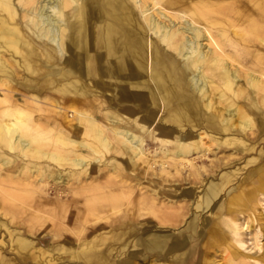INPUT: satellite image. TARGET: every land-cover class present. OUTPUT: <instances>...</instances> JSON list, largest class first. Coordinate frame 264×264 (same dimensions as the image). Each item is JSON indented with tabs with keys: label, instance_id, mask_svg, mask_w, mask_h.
<instances>
[{
	"label": "bare ground",
	"instance_id": "6f19581e",
	"mask_svg": "<svg viewBox=\"0 0 264 264\" xmlns=\"http://www.w3.org/2000/svg\"><path fill=\"white\" fill-rule=\"evenodd\" d=\"M19 158L58 222L94 192L117 240L143 212L134 264H264V0H0V167ZM39 237L18 249L51 250ZM107 240L71 259L105 258Z\"/></svg>",
	"mask_w": 264,
	"mask_h": 264
},
{
	"label": "rangeland",
	"instance_id": "374dc122",
	"mask_svg": "<svg viewBox=\"0 0 264 264\" xmlns=\"http://www.w3.org/2000/svg\"><path fill=\"white\" fill-rule=\"evenodd\" d=\"M77 29H78V27H77ZM231 52H233L232 49H231ZM239 53L241 54V56H240L241 58L247 56V52H239ZM103 68H105V67L102 66V69ZM15 93L17 95V96L15 95L16 98L21 97L22 99H26V97H27L19 89L17 90V88H16ZM16 98H14V100H16ZM78 135H79V133L76 136L78 137ZM80 138H82V136ZM47 145H48L47 142L46 143L42 142L40 144V147L41 148H47ZM145 148H149L150 155H151V154H153V150L155 149V146L149 144V145H146ZM4 152L6 153L7 149H5ZM150 155H149V157H150ZM106 156L108 158V162L111 161V154H107ZM17 161L18 162L13 164V165L11 164L7 167H0V260L5 258L4 260L9 261L10 264H100V261H97L95 259L89 260V261H83V260H85L84 255H82L83 259L81 258L78 261L71 259L70 251L68 248L70 247V249H76L79 251H81V249H82V251H84V249H86L85 246H87L86 242H88V241H86L87 239L85 240V238H83V234H79V232H80V231L78 232L79 229H76L77 233L73 234V237L68 236V233L71 232V227L68 225V222H66L67 221L66 219H64L61 222L60 221L58 222V221L54 220V216L46 218L47 215H45L46 217L42 218V219H34L33 218L34 206H36V201L38 200V198L40 196H46L49 198V200H51L54 196V193L52 192L51 189H48L46 187L42 188L41 186H39L38 185L39 183H37V179L39 177L36 175L33 177L32 174L30 173L29 167L32 166L33 161L27 162L26 160H23L20 158ZM25 162H27V163H25ZM106 162L102 166H100L101 167L100 169L102 170L101 173H103V174L99 173V174H97V176H95V177H97L96 180L98 183L102 182L104 179L103 176H105V174H104L105 172L103 169L106 166ZM14 165H16V166H23L24 165L22 168L24 173H22V176L19 177L17 180L10 177V176L8 177V175H10V173H12V171L15 169ZM51 165H53V164H51ZM156 166H158V165H156ZM64 168L68 169L67 171H69V172L71 170H72L71 172H74V170L72 168L70 169L68 166H65ZM143 173L144 172H141V174H139L137 176L133 175L130 179L133 182L140 183V188H141V186H144L147 183V180L150 179L149 176H145V175H143ZM92 177H94V176H92ZM214 180H216V179H214ZM30 181H32V183H30ZM90 181H92V179L87 180V179L81 178L79 180V182H81V183L76 184L73 180L71 182V185H69V188L73 189L75 192H78V191L80 192V189L87 187V184L90 183ZM144 182H146V183H144ZM33 184H34V186H33ZM25 186H26V188H25ZM28 186L32 187V188H28V189L33 190V191L31 190V194H30L31 197L28 196L27 192H26L27 191L26 189ZM5 191L7 192L6 194H5ZM34 191H35V193H34ZM104 192H105V190H104ZM10 193L14 194V195L16 194L15 196H17V198L15 197V199H14L13 198L14 195L11 196ZM101 193L100 192H94L92 194H101ZM71 194H72L71 192L68 194L69 198H71L69 196ZM81 197H83V195ZM2 198H4V199H2ZM16 200H18V201H16ZM8 203H10V204H8ZM33 204H34V206H33ZM70 204L75 205V207L86 208V204L82 203L81 201H79V202L78 201H72ZM128 207H130V205ZM87 210L89 211V209H87ZM141 213L143 214V212H141ZM85 214L86 215L83 217V220L81 221V226L82 225L87 226V225L93 224L94 216L91 214V212L86 211ZM86 221H89V222L85 223ZM4 225H6V226H4ZM7 227H8V229H7ZM33 234L40 236L39 238L45 237V239H47L48 241H50V239L53 238L52 249L49 251H46L45 253L39 251L38 249L37 250L31 249L29 252H23V251L19 250L17 247L19 236L23 235L24 237L27 236V238H28L30 236H33ZM87 236L90 237L89 234ZM84 242L86 243V245ZM36 245H38L37 242H36ZM41 245H43V244L41 243ZM42 258H43V260H42ZM145 260H146V258H143L142 260L139 259L138 262H144ZM135 262H137V261H135ZM135 262L131 261L127 264H134Z\"/></svg>",
	"mask_w": 264,
	"mask_h": 264
},
{
	"label": "crops",
	"instance_id": "0c3cea01",
	"mask_svg": "<svg viewBox=\"0 0 264 264\" xmlns=\"http://www.w3.org/2000/svg\"><path fill=\"white\" fill-rule=\"evenodd\" d=\"M20 89H23L22 86H20ZM100 195L101 194H90L87 196L83 195V197L80 198L79 201L86 204V208H85L86 210L82 207L78 208V207H75V205L70 204V206H69L70 209H68V212L66 215V220L68 222V225L71 227V232H69L70 234L68 233V236L72 237L74 234L73 232L77 233L76 229H79V231H81V229H83V228H85V231H84L85 233L83 232L81 234H83V238H85V240L87 239L86 241H88V242L95 235H99V234L106 235V237H108V240H107L108 242L104 245L105 246L104 249H101V251H103V255L105 258L96 259L97 261H100V264H127L131 261L135 262V261H138L139 259L146 258L147 254H146L145 250L143 249V247L141 246V243H142L141 242L142 241L141 236L145 233L144 228L141 226L142 221H143V216H142L143 214L140 213L138 215V220H137V224H136L137 225L136 231L132 235H128L124 240H119V239L117 240L115 238V235L118 231L123 230V227H120V228L117 227V225H118L117 217L114 219L113 218L114 216H112V218L109 219L110 220L109 224L105 223L104 219L102 220V218L110 217L114 210L111 208L112 206L107 207L108 205H105L104 208H101L100 204L102 203V201H101L102 199L100 198L101 197ZM50 202H51V200H49L48 197L40 196L39 199L36 201V206H34V212H33L34 217L33 218L34 219H42V217L43 218L46 217L45 215H47L46 218L53 216L52 211H50V208H49V206L51 204ZM87 209H89V211ZM86 211L91 212V214L94 216V220H93L94 225L93 224L88 225L87 227L83 226V225L81 226V221L83 220V217L86 215L84 213ZM73 213L76 215L79 213V217L76 216V219H78L77 222L75 221L76 219H75V217H74L75 215H73ZM81 216H83V217H81ZM78 222H79V224H78ZM112 229L114 231L111 234ZM137 231H139V232H137ZM88 234L90 237L87 236ZM110 236H111V238H110ZM130 244H132V245H130ZM124 245H127L126 246L127 248L121 247V246L124 247ZM89 249H91V248L87 247L84 251H87ZM135 253H136V255H135Z\"/></svg>",
	"mask_w": 264,
	"mask_h": 264
},
{
	"label": "water",
	"instance_id": "95a60500",
	"mask_svg": "<svg viewBox=\"0 0 264 264\" xmlns=\"http://www.w3.org/2000/svg\"><path fill=\"white\" fill-rule=\"evenodd\" d=\"M43 245H46L48 243V240L47 239H44L42 242H41Z\"/></svg>",
	"mask_w": 264,
	"mask_h": 264
}]
</instances>
